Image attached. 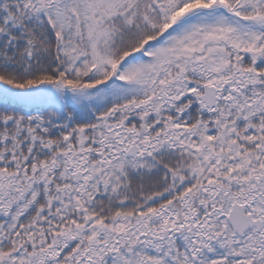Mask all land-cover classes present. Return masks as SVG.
<instances>
[{"label":"snow or ice","instance_id":"6c2138e0","mask_svg":"<svg viewBox=\"0 0 264 264\" xmlns=\"http://www.w3.org/2000/svg\"><path fill=\"white\" fill-rule=\"evenodd\" d=\"M0 264H264V0H0Z\"/></svg>","mask_w":264,"mask_h":264}]
</instances>
